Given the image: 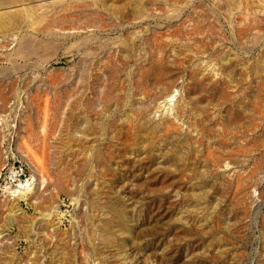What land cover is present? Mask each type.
<instances>
[{
  "label": "rangeland",
  "instance_id": "1",
  "mask_svg": "<svg viewBox=\"0 0 264 264\" xmlns=\"http://www.w3.org/2000/svg\"><path fill=\"white\" fill-rule=\"evenodd\" d=\"M13 1L0 264H264V0Z\"/></svg>",
  "mask_w": 264,
  "mask_h": 264
},
{
  "label": "bare ground",
  "instance_id": "2",
  "mask_svg": "<svg viewBox=\"0 0 264 264\" xmlns=\"http://www.w3.org/2000/svg\"><path fill=\"white\" fill-rule=\"evenodd\" d=\"M66 1H71V0H40V2L38 1L39 2L38 5H40L42 7L46 5L48 7L49 4H52V5L53 4H58V3L61 4V3L66 2ZM30 3H31V1L30 2H21L20 3V6L23 7V8L32 7L31 5L34 4V3H31V4ZM15 5H17V4H14V1L13 0H0V9H1V11H0V30L3 27L4 28L9 27V25L12 22V20H14V14L18 12L19 8H17V9H10V8L11 7H15ZM16 7H18V6H16ZM37 8H40V7H37ZM49 8H51V6ZM43 9H45V8L43 7ZM16 16H18V15H16ZM25 17H24V19H25ZM170 97H172V96H170ZM77 103H78V107H79V111L78 112H79V119H80V121H79V123L77 125L78 137H79V139H82L83 137H85L87 135V133H86L87 130L86 129L91 124H90L89 118L85 119V114H83V110L81 109V105H82L81 100H78ZM89 108H90V106L87 105V109H89ZM82 119H84V120H82ZM85 121H87L86 122V125H84V123H83ZM88 130H90V129H88Z\"/></svg>",
  "mask_w": 264,
  "mask_h": 264
},
{
  "label": "built area",
  "instance_id": "3",
  "mask_svg": "<svg viewBox=\"0 0 264 264\" xmlns=\"http://www.w3.org/2000/svg\"><path fill=\"white\" fill-rule=\"evenodd\" d=\"M25 173L24 172H22V175H24Z\"/></svg>",
  "mask_w": 264,
  "mask_h": 264
}]
</instances>
